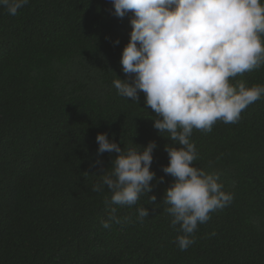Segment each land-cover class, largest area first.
I'll use <instances>...</instances> for the list:
<instances>
[{
    "label": "trees",
    "instance_id": "trees-1",
    "mask_svg": "<svg viewBox=\"0 0 264 264\" xmlns=\"http://www.w3.org/2000/svg\"><path fill=\"white\" fill-rule=\"evenodd\" d=\"M132 15L116 16L111 0H29L14 16L0 7V264H264V96L235 123L193 130L194 165L219 172L233 200L181 250L161 201L172 142L143 92L135 101L113 85L131 81L120 60ZM240 81L264 85V65ZM101 132L124 151L156 141L155 203L119 206L107 186L92 190L117 155L98 153ZM112 208L121 222L105 229Z\"/></svg>",
    "mask_w": 264,
    "mask_h": 264
},
{
    "label": "clouds",
    "instance_id": "clouds-1",
    "mask_svg": "<svg viewBox=\"0 0 264 264\" xmlns=\"http://www.w3.org/2000/svg\"><path fill=\"white\" fill-rule=\"evenodd\" d=\"M116 16L132 13L130 39L120 63L128 79H115L118 94L144 102L157 117L153 127L170 139L165 145L169 163L163 172L174 177L162 203L178 226L176 243L186 250L194 243L193 233L210 213L233 200L224 190L220 173L197 167L198 152L190 137L193 130L211 132L217 121L226 124L240 119L242 111L264 96V85L237 84L232 78L264 65V0H111ZM29 0H0V7L16 15ZM118 43V41H116ZM98 153L115 152L112 170L101 176L93 191L104 186L111 191V203L135 205L142 195L156 202L151 181L153 151L150 141L143 150L124 151L107 133L96 136ZM163 181V177L159 178ZM107 203V201H106ZM116 208L102 227L120 223ZM149 217L146 207L138 218Z\"/></svg>",
    "mask_w": 264,
    "mask_h": 264
}]
</instances>
